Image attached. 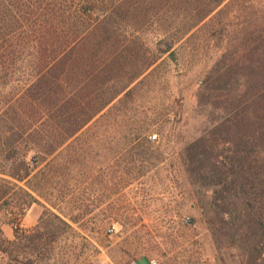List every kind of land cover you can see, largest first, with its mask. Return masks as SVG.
I'll return each instance as SVG.
<instances>
[{
	"label": "trees",
	"instance_id": "1",
	"mask_svg": "<svg viewBox=\"0 0 264 264\" xmlns=\"http://www.w3.org/2000/svg\"><path fill=\"white\" fill-rule=\"evenodd\" d=\"M177 43L218 49L196 94L209 124L181 152L206 229L218 252L242 247L244 264H264V0H0V83L20 84L3 131L41 165L21 156L6 174L23 183H13L19 214L43 207L34 228L0 239L1 252L6 242L42 259L39 227L70 226L53 209L73 192L68 171L85 147L106 150L108 168L121 132L120 147L144 157L151 123L137 120L135 95Z\"/></svg>",
	"mask_w": 264,
	"mask_h": 264
},
{
	"label": "rangeland",
	"instance_id": "2",
	"mask_svg": "<svg viewBox=\"0 0 264 264\" xmlns=\"http://www.w3.org/2000/svg\"><path fill=\"white\" fill-rule=\"evenodd\" d=\"M143 36L152 47L150 32ZM180 45L174 46L173 57L165 54L158 60L135 95L137 120L151 123L146 134L151 147L144 157L136 154V148L120 147L126 141L121 132L110 138L119 152L113 154L108 168L100 164L106 150L82 149L80 167L74 164L68 171L66 182L73 192L60 205L62 212L53 209L70 226L59 228L62 225L54 221L48 228L39 227L42 259L36 253L17 255L2 242L6 250L0 251V264H128L139 259L148 264H244L242 247L216 250L181 156L184 145L209 124L196 94L218 49L212 44ZM19 87L0 83V239H12L14 229L31 230L43 213V207L35 203L19 214L16 205L21 193L13 183H23L6 174L21 156L28 169L41 166L31 161L35 155L31 144L23 149V142L16 148L6 142L3 125L13 101L8 97ZM72 156L77 158L73 152ZM78 185L79 189L73 188ZM202 193L209 196L210 190ZM68 215L77 216V222ZM166 245L173 250L163 253Z\"/></svg>",
	"mask_w": 264,
	"mask_h": 264
},
{
	"label": "crops",
	"instance_id": "3",
	"mask_svg": "<svg viewBox=\"0 0 264 264\" xmlns=\"http://www.w3.org/2000/svg\"><path fill=\"white\" fill-rule=\"evenodd\" d=\"M141 262H143V264H148L144 259H139L138 261H136V264H140Z\"/></svg>",
	"mask_w": 264,
	"mask_h": 264
},
{
	"label": "built area",
	"instance_id": "4",
	"mask_svg": "<svg viewBox=\"0 0 264 264\" xmlns=\"http://www.w3.org/2000/svg\"><path fill=\"white\" fill-rule=\"evenodd\" d=\"M155 134L153 135V136H151V138H155ZM111 230V229H110ZM101 262H103V261H101ZM151 263H153V261H151ZM128 264H136V261H130Z\"/></svg>",
	"mask_w": 264,
	"mask_h": 264
}]
</instances>
